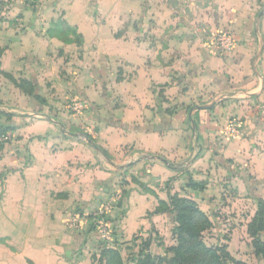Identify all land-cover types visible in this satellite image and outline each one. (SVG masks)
Segmentation results:
<instances>
[{"label": "crops", "instance_id": "0c3cea01", "mask_svg": "<svg viewBox=\"0 0 264 264\" xmlns=\"http://www.w3.org/2000/svg\"><path fill=\"white\" fill-rule=\"evenodd\" d=\"M38 2L33 11L9 12L8 20L24 17L18 25L0 23V73L33 82L35 95L47 102L27 105L35 115L0 109V130L8 129L10 139L0 148V264H107L112 252L123 255V242L142 236L157 251L154 232L169 246L175 224L170 195L193 192L205 210L225 179L264 198V0H148L147 8L131 13L120 3L117 20L127 12L152 31L149 51L141 53L136 40L131 57L119 56L134 73L121 76L118 105L98 102L76 114L43 87L53 81L61 100L71 90L84 97L99 93L91 78L100 71L92 73L91 52L83 60L75 56L71 27L82 38L80 49L105 52L123 41L110 34L117 27L89 23V14L75 7L78 0ZM197 12L212 28L229 27L233 51L212 56L201 42L185 45L198 50L189 64H179L185 88L166 87L174 75L168 53L174 45L156 33L165 37L172 17L184 23ZM172 105L178 106L173 114ZM56 107L57 119L43 113ZM232 116L244 122L236 140L222 130ZM191 180H205L204 190L193 189ZM119 189L123 199L109 217L115 230L107 240L93 215Z\"/></svg>", "mask_w": 264, "mask_h": 264}, {"label": "rangeland", "instance_id": "374dc122", "mask_svg": "<svg viewBox=\"0 0 264 264\" xmlns=\"http://www.w3.org/2000/svg\"><path fill=\"white\" fill-rule=\"evenodd\" d=\"M38 1L39 0H34L33 2L17 3L10 7V9H6L0 5V23L5 24L3 26L18 25V23H20L18 19L24 17L18 15L13 16L12 20H8L7 18L10 17L8 15L9 12L11 10H14L15 13H20L17 10L33 11L35 8H37V6H39ZM120 3L121 8L124 9V12L126 9H129L131 10L130 13L134 8H136V10H134L136 12L137 9L143 11V9L149 6L148 0H78V5L75 3V7L77 9L85 10L89 14V16L86 17L89 23L94 21L98 24L101 23L104 26H108L109 28L111 26V28L117 27V29L111 31L110 34L115 38L119 37V39L123 41L121 44L125 46L114 45L112 48H108L105 52L103 49L98 47H89L87 49H83V47H81L80 49V46L78 45L82 43V38L78 37V34L73 32V28L71 27V33L74 34V38L71 39V43H73L72 48L75 51V56L83 60L84 56H88L87 52H91L89 55L91 58L90 65L92 68V73L94 74V70H96V72L100 71L101 73V76H99V73V75L94 74L95 76L93 75L91 78L92 85L98 88L97 91H99L98 94L91 97L81 96L78 94V92L72 93L71 90V97H65L64 100H61L57 88H54L53 86V81L43 82L45 83V85H43L45 91L47 93H52L54 91L52 93L54 100H58L57 102H62L63 106L67 108L71 114H76V112L70 109V106H74L77 102L84 104V110L82 112L86 111L88 108L90 109L93 105H97L98 102L109 104L112 107L114 105H118V103H120V99L114 92L117 91L119 86L121 87V76L124 73H129L128 77L131 78L130 75L134 73L132 66L127 64V60L125 58L122 60L119 56L123 55L124 57H131L132 47L134 45L133 42L136 40L139 43L141 53L143 52L146 54L149 51L147 42L152 39V31L143 30L144 25L141 24H143L145 20L141 21L143 19L142 17L135 15L132 16L127 12L125 14L126 17L124 20L120 19V16L118 18L119 20H117L116 12L114 10L117 7H120ZM160 5L161 4L157 5V7ZM197 7L199 6H196L195 8ZM198 9L199 8H197V10ZM200 13L201 12H197V14L194 13V16H189V21L185 19L184 23L183 21H179V19L176 20L175 18L177 16H174L171 19V26L173 28L170 32H167L165 37L163 36V32H159L158 34L156 33L159 38L166 39L169 36L172 44L174 45L172 48L168 49L170 51L168 53L174 75L170 80H167V84L165 85L166 87L170 86L173 88L174 86H177L179 90L185 88L186 83L183 80V77L179 78V64L185 63L187 60V64H189L191 62L189 56H191L192 51H198L194 48L187 49L185 48V45H190L191 43L197 41V43L201 42L203 45L205 44V48L202 49H208L212 56H221L224 54L219 51V48L216 46V42L218 35L223 31H227L229 27L226 25H220L217 28H212L209 18L207 19L208 21H201L199 18ZM150 22L151 21H149V23ZM181 23H186L188 25L182 28L183 25ZM192 26H195V28ZM75 44L76 46H74ZM79 53L81 55H79ZM117 57H119V59L116 60ZM126 68L127 70H124ZM195 71L196 70L190 72ZM192 75L193 74L191 73L190 76ZM7 76L9 75L0 73V109H13L17 111L18 114L33 113L35 115L37 111H33L27 107V105L31 104L32 102H37L39 104L47 103L46 100H42L43 96L37 97L35 95L38 90L33 82L29 80H23L22 78H14L13 76L7 80L5 79ZM74 81H76V79L71 82ZM191 83L192 82H188L189 85ZM154 84L157 86L156 87L154 85L156 88L162 87V85L159 86L156 83ZM127 86L129 91L133 88L131 85ZM108 91H112V93H109ZM19 95H21V98ZM22 100L25 103L24 105H22ZM20 105L22 106L19 107ZM177 108V105H172L169 111H171V114H173ZM57 109L60 110V107L54 108V111L49 110L43 113L47 115L46 117L48 118L57 119ZM227 125L228 121L222 127L224 133H227ZM7 132L8 131H4L3 129L0 130V148L4 146V143L10 142V139L7 140ZM71 132H77L78 134L81 133L84 135V132L80 131L79 129L71 128ZM87 136H89L92 140L95 138V134H87ZM206 173H209V177L212 175V172L209 170H207ZM204 181L205 180L195 182L191 180L189 184H197L198 188L196 189L199 191L202 189L204 190ZM226 181V179L223 181H218L219 184H221V188H219V192H214L212 194L210 197V205L205 210L202 205L200 206V204L194 200L195 196L193 195V192H191L192 195L189 192L185 196L174 194L175 199L178 200L179 206H175L176 209L171 211V213L174 214L173 217L175 224L172 226L169 233L168 240H171L169 242V246H166L167 243L163 241L162 237H159V234L154 232L155 244L161 247L159 250H157L159 252L156 250H151V247L146 248L145 239L148 238L142 236L133 239L130 242H123L126 252L124 251L123 255L112 252L111 255L107 256V264H143L147 255L154 257L156 264H264V258L255 254V249L253 247V237H251L248 230V225L255 217L259 209L260 201L262 200L264 202V198H256L254 196L255 192H251V190L240 192L238 188H234L233 186L229 187ZM189 188L191 187L189 186ZM202 192H198V195L200 196V193ZM182 206H192L194 209L198 210V213L194 214L193 228L189 233L184 232L183 234V237L185 238L184 243H180L178 241V223L176 222L178 211ZM171 209H174L173 204H171ZM114 230L115 229H113V233ZM113 243H115V241H113L112 244ZM208 249H212L214 251L213 253L217 254L214 255L213 253H209L207 251ZM216 257H220V259H223V261H218ZM104 260L106 259H102L101 262L103 263Z\"/></svg>", "mask_w": 264, "mask_h": 264}, {"label": "built area", "instance_id": "2783aa9c", "mask_svg": "<svg viewBox=\"0 0 264 264\" xmlns=\"http://www.w3.org/2000/svg\"><path fill=\"white\" fill-rule=\"evenodd\" d=\"M34 0H0V5L6 9H10L13 5L21 2H33ZM235 40L231 31H225L218 35L216 46L224 54H229L233 51ZM74 112L79 113L84 110V104L77 102L74 106H70ZM243 122L238 117H233L228 124V136L236 140L243 134ZM9 137V135H8ZM123 199V191L121 189L116 190L110 197V199L103 205V207L93 215L96 231L102 235L105 239H110L113 234V229L110 222V215L115 208L118 207L120 201ZM77 224V218L73 220L71 226Z\"/></svg>", "mask_w": 264, "mask_h": 264}, {"label": "trees", "instance_id": "16d2710c", "mask_svg": "<svg viewBox=\"0 0 264 264\" xmlns=\"http://www.w3.org/2000/svg\"><path fill=\"white\" fill-rule=\"evenodd\" d=\"M2 114H5V113H2ZM5 115H8V114H5ZM4 131H8V129ZM190 186L193 188L198 187L197 184H190ZM170 201H171V204H173L174 206V209H171L173 211L176 209V207L179 206L178 200L175 199L174 195H170ZM163 209L164 207L162 206L161 210ZM174 212H177V211H174ZM195 213H198V210L194 209L192 206L180 207L177 218H176L177 220L176 222L178 223L177 231L179 234L178 241L180 243H184V240H185V238L183 237L184 232L189 233L190 230L193 228ZM248 230H249L251 237H253V247L255 249V254H257L258 256H262L264 258V202L262 200L260 201L259 209L255 217L252 219V221L248 225ZM149 247L150 245H148L147 243L146 248H149ZM170 251H173V250H170ZM207 251L209 253L214 252L212 249H208ZM213 254L216 255L217 253H213ZM217 260L223 261V259H220V257H218ZM143 264H156L155 258L152 257L151 255H147Z\"/></svg>", "mask_w": 264, "mask_h": 264}, {"label": "water", "instance_id": "95a60500", "mask_svg": "<svg viewBox=\"0 0 264 264\" xmlns=\"http://www.w3.org/2000/svg\"><path fill=\"white\" fill-rule=\"evenodd\" d=\"M261 17H262V14H260V15H259V17H258V20H260V19H261ZM258 29H259V28H258ZM262 46H263V45H262Z\"/></svg>", "mask_w": 264, "mask_h": 264}]
</instances>
